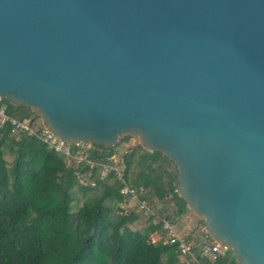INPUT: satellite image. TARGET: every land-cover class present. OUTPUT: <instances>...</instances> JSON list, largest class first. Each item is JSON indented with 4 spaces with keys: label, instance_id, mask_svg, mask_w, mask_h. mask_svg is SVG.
Instances as JSON below:
<instances>
[{
    "label": "water",
    "instance_id": "water-1",
    "mask_svg": "<svg viewBox=\"0 0 264 264\" xmlns=\"http://www.w3.org/2000/svg\"><path fill=\"white\" fill-rule=\"evenodd\" d=\"M0 98L161 153L203 231L264 264V0H0Z\"/></svg>",
    "mask_w": 264,
    "mask_h": 264
},
{
    "label": "trees",
    "instance_id": "trees-1",
    "mask_svg": "<svg viewBox=\"0 0 264 264\" xmlns=\"http://www.w3.org/2000/svg\"><path fill=\"white\" fill-rule=\"evenodd\" d=\"M1 101L7 114L41 125L29 107ZM128 138L110 149L93 145L92 155L105 160ZM122 158L132 186L170 204L166 219L188 209L176 192L175 166L161 153L135 144ZM131 169L135 177L128 179ZM120 202L117 184L83 185L63 155L0 128V264H187L175 245L155 238L158 224L125 212ZM195 253L190 264H237L229 251L211 261Z\"/></svg>",
    "mask_w": 264,
    "mask_h": 264
},
{
    "label": "built area",
    "instance_id": "built-area-1",
    "mask_svg": "<svg viewBox=\"0 0 264 264\" xmlns=\"http://www.w3.org/2000/svg\"><path fill=\"white\" fill-rule=\"evenodd\" d=\"M41 124V123H40ZM0 128H8L9 135L18 140L24 137H33L42 142L46 147L54 152L60 153L71 162L74 168L80 170L81 175L87 173L86 181L94 186L97 181L106 183L111 180V184L118 185V194L121 196L123 206H134L135 212L143 219L151 218V222L159 225L160 238L163 243L175 245L177 253L183 258H194L196 253L207 260H214L222 256L226 247L213 241L204 231L201 237L195 239L193 236L181 237L175 233L174 223L159 215L152 201L147 196V190L142 186H132L125 178V163L122 156L114 162L112 156L105 160L94 157L93 145L87 142L64 141L53 136L42 125L36 127L31 125L29 118L16 119L6 113V105L0 98ZM72 167V166H70ZM73 168V167H72Z\"/></svg>",
    "mask_w": 264,
    "mask_h": 264
},
{
    "label": "rangeland",
    "instance_id": "rangeland-1",
    "mask_svg": "<svg viewBox=\"0 0 264 264\" xmlns=\"http://www.w3.org/2000/svg\"><path fill=\"white\" fill-rule=\"evenodd\" d=\"M16 140V139H15ZM135 144H138L134 141V139L131 137H129L128 139L124 140L123 142H121L115 149L113 152V156H112V160L114 162L118 161L119 158L123 155L124 152L128 151L132 146H134ZM8 159H10V157H7ZM69 166H72L74 170H76L77 172V176L79 181L83 184V185H88L89 187H92V185L86 181V176L87 173L84 175H81L80 170L77 168H74V165L71 164V162H69ZM135 169H131L129 172V178L128 179H133L135 177ZM112 181L111 180H107V182L105 184H109L111 185ZM147 190V196L148 198L152 201V206L154 207L155 211L163 216L167 213L170 212V204L168 203H164V202H160L156 196L153 194V192L148 189ZM132 205V204H131ZM123 206L122 203L120 202V207L125 211H133L135 212L134 206ZM174 216V215H171ZM164 217V216H163ZM173 222H174V230L175 233L181 237H184L186 235H191V236H195V239H198L201 237L200 232L203 231L202 229V224L198 221V217H196L189 209H186L185 211H183L179 216L175 215L173 217ZM197 236H199L197 238ZM190 237V236H189ZM179 257L180 261H184L187 264H190L193 262V260H189V259H194V258H183V257Z\"/></svg>",
    "mask_w": 264,
    "mask_h": 264
},
{
    "label": "crops",
    "instance_id": "crops-1",
    "mask_svg": "<svg viewBox=\"0 0 264 264\" xmlns=\"http://www.w3.org/2000/svg\"><path fill=\"white\" fill-rule=\"evenodd\" d=\"M200 234H201V232H200ZM154 236H155V238H160V232H159V229H156L155 230V232H154ZM186 236H188V235H186ZM189 236H191V235H189ZM195 237V236H194ZM199 236H197V238H198Z\"/></svg>",
    "mask_w": 264,
    "mask_h": 264
}]
</instances>
